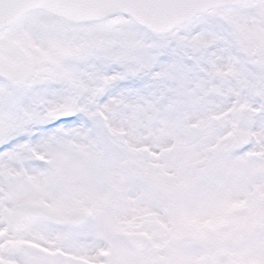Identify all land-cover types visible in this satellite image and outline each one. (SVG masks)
I'll return each instance as SVG.
<instances>
[{
  "label": "snow or ice",
  "instance_id": "obj_1",
  "mask_svg": "<svg viewBox=\"0 0 264 264\" xmlns=\"http://www.w3.org/2000/svg\"><path fill=\"white\" fill-rule=\"evenodd\" d=\"M0 264H264V0H0Z\"/></svg>",
  "mask_w": 264,
  "mask_h": 264
}]
</instances>
